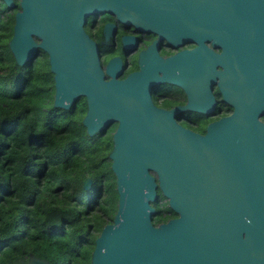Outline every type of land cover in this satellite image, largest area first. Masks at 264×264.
Returning a JSON list of instances; mask_svg holds the SVG:
<instances>
[{
    "label": "water",
    "instance_id": "1",
    "mask_svg": "<svg viewBox=\"0 0 264 264\" xmlns=\"http://www.w3.org/2000/svg\"><path fill=\"white\" fill-rule=\"evenodd\" d=\"M93 12L175 45H199L163 59L154 41L142 50L141 70L116 79L121 61L114 58L113 77L104 80L98 47L82 30ZM211 38L220 55L202 42ZM8 45L19 64L39 49L47 53L53 106L67 109L86 96L88 134L117 122L108 153L117 209L95 238L90 264H264V122L257 118L264 112V0H19ZM216 77L233 112L203 135L177 124L174 114L185 107L211 109ZM164 79L183 85L186 106L154 107L148 87ZM90 184L86 177L83 187ZM157 188L179 215L154 224ZM12 264L49 262L30 253Z\"/></svg>",
    "mask_w": 264,
    "mask_h": 264
},
{
    "label": "trees",
    "instance_id": "2",
    "mask_svg": "<svg viewBox=\"0 0 264 264\" xmlns=\"http://www.w3.org/2000/svg\"><path fill=\"white\" fill-rule=\"evenodd\" d=\"M5 9H0V264L30 253L49 264H90L95 238L117 209L108 157L115 123L88 134L83 97L67 109L53 106L48 56L40 49L23 64L15 61L8 45L14 12ZM86 177L89 188L83 187ZM158 193L151 203L154 224L171 211Z\"/></svg>",
    "mask_w": 264,
    "mask_h": 264
},
{
    "label": "flooded vegetation",
    "instance_id": "3",
    "mask_svg": "<svg viewBox=\"0 0 264 264\" xmlns=\"http://www.w3.org/2000/svg\"><path fill=\"white\" fill-rule=\"evenodd\" d=\"M0 9H5L7 12H14L15 14L19 9V0H14V5L11 7L6 6L0 0ZM82 30L85 31L87 36L93 40L98 47L99 65L104 73V80L113 77L108 72L107 67L110 60L114 58H120L121 61V71L114 76L116 79H124L130 73L141 70L142 50H148L154 41L157 42V52L163 59L175 54L179 50L192 49L199 45L194 39L184 40L181 44L175 45L167 38L159 37L157 32L143 30L131 23L120 21L115 15L108 12H93L85 15L82 23ZM211 41L212 38L202 42L220 55L223 48L220 45H212ZM222 68L223 66L220 63L216 65V69L222 70ZM158 73L161 74L162 71H158ZM218 80L219 77H216L215 82L210 83L211 87L209 90L215 99L211 109L203 111L197 108L185 107L174 114L173 118L177 124L203 135L206 133L207 127L211 122L233 112L234 106L224 100V94L219 88ZM148 96L154 107L163 110L184 107L189 102L188 93L183 85L167 79L151 83L148 87ZM82 97L86 102V113L88 104L85 95H79L73 104ZM257 118L259 121L264 122V112H259ZM113 123H115V127L112 129V133L117 125V122ZM158 192L159 189L157 188V197H159ZM159 201H161V199ZM159 206L161 208L163 207L162 205ZM169 214L166 220H162L156 224L166 222L179 215L173 209L169 211Z\"/></svg>",
    "mask_w": 264,
    "mask_h": 264
},
{
    "label": "rangeland",
    "instance_id": "4",
    "mask_svg": "<svg viewBox=\"0 0 264 264\" xmlns=\"http://www.w3.org/2000/svg\"><path fill=\"white\" fill-rule=\"evenodd\" d=\"M158 204L163 206L165 204L164 198H162L161 201H158Z\"/></svg>",
    "mask_w": 264,
    "mask_h": 264
}]
</instances>
